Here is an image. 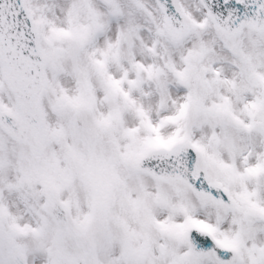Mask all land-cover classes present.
I'll return each instance as SVG.
<instances>
[{"label":"snow or ice","instance_id":"6c2138e0","mask_svg":"<svg viewBox=\"0 0 264 264\" xmlns=\"http://www.w3.org/2000/svg\"><path fill=\"white\" fill-rule=\"evenodd\" d=\"M0 264H264V0H0Z\"/></svg>","mask_w":264,"mask_h":264}]
</instances>
